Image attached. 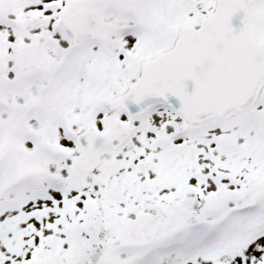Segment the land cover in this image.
Masks as SVG:
<instances>
[{"label":"snow or ice","instance_id":"6c2138e0","mask_svg":"<svg viewBox=\"0 0 264 264\" xmlns=\"http://www.w3.org/2000/svg\"><path fill=\"white\" fill-rule=\"evenodd\" d=\"M0 264H264V0H0Z\"/></svg>","mask_w":264,"mask_h":264}]
</instances>
